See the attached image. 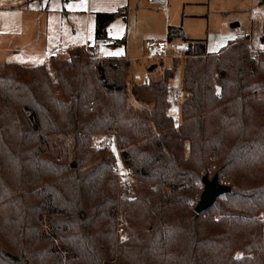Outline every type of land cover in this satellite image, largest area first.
Returning a JSON list of instances; mask_svg holds the SVG:
<instances>
[{
    "label": "trees",
    "instance_id": "obj_1",
    "mask_svg": "<svg viewBox=\"0 0 264 264\" xmlns=\"http://www.w3.org/2000/svg\"><path fill=\"white\" fill-rule=\"evenodd\" d=\"M127 15L95 14L96 41ZM178 37L180 124L170 114L179 60L143 82L126 57L84 47L0 65V264H264V52L253 58L247 37L210 53L169 27ZM111 133L137 182L132 199L119 198L116 153L93 146ZM210 175L231 191L198 214Z\"/></svg>",
    "mask_w": 264,
    "mask_h": 264
},
{
    "label": "rangeland",
    "instance_id": "obj_2",
    "mask_svg": "<svg viewBox=\"0 0 264 264\" xmlns=\"http://www.w3.org/2000/svg\"><path fill=\"white\" fill-rule=\"evenodd\" d=\"M66 2L64 7L55 4L48 6L47 1H35L23 6L22 0H0V65L17 63L36 67L49 64L52 58L69 57V52L74 49L95 45V15L89 20L83 0ZM123 11L128 12L127 19H117L108 29L107 41L100 42L98 48L104 57H128L131 62L130 78L139 75L141 82L159 78L163 70L174 66V60H179L170 86L172 89L183 86L185 52L179 58H175V52L164 58L162 63L148 58L152 43L168 40L167 25L182 27L188 37L206 38L210 33L220 34L227 29L232 32V25L240 23L251 34L252 51H264V0H197L191 5L185 2L174 6L167 13L150 8L148 0H140ZM122 39L126 40V46L115 42ZM174 41L187 45L180 37ZM163 51V46L158 49V52ZM154 65L158 67L151 73L150 68ZM171 101L170 114L180 124V105L173 99ZM101 139L102 136L95 137L93 146ZM131 176L134 194L131 195L119 181L120 200L132 199L136 195L134 188L137 182ZM213 177L210 175L211 179ZM221 182L231 184L228 178ZM126 216V211L121 210L117 219V234L122 242L129 238ZM122 217L124 224L119 222ZM120 229L123 233L119 232Z\"/></svg>",
    "mask_w": 264,
    "mask_h": 264
},
{
    "label": "crops",
    "instance_id": "obj_3",
    "mask_svg": "<svg viewBox=\"0 0 264 264\" xmlns=\"http://www.w3.org/2000/svg\"><path fill=\"white\" fill-rule=\"evenodd\" d=\"M35 1H41V2L47 1L48 6H50L51 4H55V5H60L63 7L65 6V2H66L65 0H22V2H24L23 6H27L28 3L30 4V3H33ZM138 1H140V0H83V3H84L85 10H86V15L90 20L91 16L95 15L97 13H114V12H118V11H123L125 9H129L134 4H136ZM195 1H197V0H169V6L167 9L153 8L150 5L149 6L152 9L167 13V12L172 11L174 9V6H178V5L183 4L185 2L188 3L189 5H191V3H194ZM213 1H215V0H213ZM69 2H70V0H67L66 3H69ZM111 25H110V27H111ZM227 26L228 25H226L225 27H227ZM169 27H177V26L167 25L166 32H168ZM237 30H243L244 32L249 34V38L251 39L250 32L245 30L244 28H242V25L240 23H234L232 25V32H229V30L227 29L224 33H220V34L210 33V34H208V36L206 38L188 37V36H186L184 29L182 28L184 36L187 40L206 42L208 52H210V53H217L223 47H225L228 43H230L233 40H236V31ZM108 37H109V35H108ZM117 41H119V40H115V42H117ZM95 42H96L95 45L88 44V47L90 48V50L100 58H107V57L101 56L99 48H98V44L100 42H103V41H95ZM257 52H264V51H257ZM119 57H123V56H119ZM119 57L116 56V57H112V58H119ZM124 57H126V56H124ZM126 58H128V57H126Z\"/></svg>",
    "mask_w": 264,
    "mask_h": 264
},
{
    "label": "built area",
    "instance_id": "obj_4",
    "mask_svg": "<svg viewBox=\"0 0 264 264\" xmlns=\"http://www.w3.org/2000/svg\"><path fill=\"white\" fill-rule=\"evenodd\" d=\"M148 3L153 8L167 9L169 6V0H148ZM247 37H249V34L244 32L243 30H237L236 31V39L237 40H242V39H245ZM162 46L164 47V51L158 52V49ZM186 47H187V45H184L182 43H177L174 40L171 41L168 38V40L164 41V43H158V42L152 43L149 46V52L151 55L148 56V58L162 63L164 58L171 56L175 52H176L175 58L183 57L181 54H182V52H184ZM85 50L87 52H92L88 46L85 47ZM257 55H258V53L253 49L252 57L257 59ZM184 57H186L185 54H184ZM95 58L101 59L97 55H95ZM140 79L141 78L139 75H135L133 77L134 81H140ZM170 96H171V99H173L175 102L179 103L183 100V98L185 96V91H184L183 87L178 88V89H171L170 90ZM96 147L100 150L110 149V150L114 151L116 153V155H118L119 166L116 167L115 174L118 177L120 183L124 184L126 190H128V192L131 195L134 194L133 186L131 184L132 176H131L130 172L125 168L124 163L121 159V152H120V149L118 146L116 134L111 133V134L102 136V139L98 142ZM119 222L124 224L125 223L124 218L123 217L120 218ZM119 232L123 233V230L120 229Z\"/></svg>",
    "mask_w": 264,
    "mask_h": 264
},
{
    "label": "water",
    "instance_id": "obj_5",
    "mask_svg": "<svg viewBox=\"0 0 264 264\" xmlns=\"http://www.w3.org/2000/svg\"><path fill=\"white\" fill-rule=\"evenodd\" d=\"M157 67V65L152 66L150 71L153 72ZM203 184L204 190L195 209L198 214L204 213L210 209L221 196L231 191L229 185L221 183L219 175H216L212 179L205 176L203 178Z\"/></svg>",
    "mask_w": 264,
    "mask_h": 264
}]
</instances>
